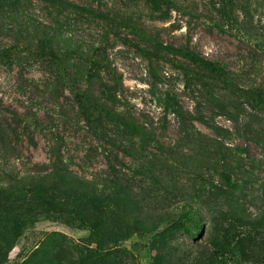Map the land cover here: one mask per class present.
I'll return each mask as SVG.
<instances>
[{
    "label": "rangeland",
    "instance_id": "obj_1",
    "mask_svg": "<svg viewBox=\"0 0 264 264\" xmlns=\"http://www.w3.org/2000/svg\"><path fill=\"white\" fill-rule=\"evenodd\" d=\"M173 1L164 17L147 0H0V121L17 132L0 160L1 181L15 184L0 197V264H264V148L252 139L257 130L264 142V106L208 92L181 53L220 60L264 90V0ZM48 52L89 98V117ZM100 105L132 115L164 146L184 136L177 107L208 136L228 129L227 144L251 156L242 209L221 216L217 175L168 171L155 144L145 150ZM179 147L187 160L202 156ZM184 201L201 207L196 239L178 220Z\"/></svg>",
    "mask_w": 264,
    "mask_h": 264
},
{
    "label": "trees",
    "instance_id": "obj_2",
    "mask_svg": "<svg viewBox=\"0 0 264 264\" xmlns=\"http://www.w3.org/2000/svg\"><path fill=\"white\" fill-rule=\"evenodd\" d=\"M153 7L162 11L163 16L166 17L169 15L171 9H177V5L173 0H147ZM233 0H221V4H224V7L228 5V3H232ZM220 3V1H219ZM226 3V4H225ZM231 10V9H230ZM183 55L192 60L196 66L198 67V71L195 72V77L198 82H200L202 88H206L208 92L213 89H217L219 91L225 92L233 97H244L247 100L257 102L260 105L264 106V90L260 87L254 86H243L236 78L235 72L227 67L225 63L220 60L210 59L202 55L198 52H192L189 50L181 51ZM50 58L54 62L57 67V71L60 73L61 80L64 84H66L73 94L77 97L79 104L81 105L84 112L89 117V109H87V101L89 98L85 94L84 91L79 89L76 82L67 72L65 68V64L61 57L56 54H52L48 52ZM5 57V54L0 53V59L2 60ZM97 66H99L98 62H96ZM109 91H108V90ZM106 92L114 99H116L115 92L113 91V87H106ZM91 100V99H90ZM94 101V100H92ZM245 108V107H242ZM106 115L111 116L112 119L121 122L122 125L127 129L128 134L132 139L139 138L145 146L146 145L155 144L156 149L160 151L161 160L166 163L168 168L170 163L173 165H184L183 168L187 171L188 174L194 175V177L204 176L208 171H212L221 181V187H217L221 191V200L223 204L221 205V209L219 210L221 216H228L230 213H236L237 210H241V192L243 191V186L239 183L241 180L239 175L243 172L242 169V161L243 155H247L250 158V154L248 153L247 148L245 147H237L235 149L231 148L227 144V138L231 135V132L228 129L224 128H215L214 133L215 136L211 137L205 134L204 132L198 130L196 126H190L188 122L192 118L190 112L183 111L181 107H177L173 110L175 116L178 118L179 129L180 132L184 133L182 137L179 139V143L173 147L170 145H161L157 140L150 137L146 127L140 124L132 115L123 114L120 112L112 111L109 108H106L100 105V113H104ZM237 112V111H236ZM232 116V114H229ZM103 118L105 116L103 115ZM196 119L201 121L202 123H208L204 116H196ZM99 121V120H98ZM255 137L252 139L263 146L264 142L259 137V132L254 130ZM117 134H121V131L118 130ZM118 139H115V142L118 143V147L123 149L124 151H128V147L125 146L124 140L121 136H118ZM17 138L16 129L12 126L5 127L4 124L0 121V160L6 159L9 155V150L12 148L13 140ZM113 142L112 139H109ZM32 143L34 142L33 138L31 139ZM187 143L194 145V150H198L199 153L203 156L196 155L191 160H187L182 153L179 152L181 149L179 144ZM136 149L134 146L131 148ZM138 152V151H137ZM205 155H204V154ZM179 154V157H176ZM202 158L208 160L207 164L200 162ZM190 161V162H188ZM191 163V164H190ZM206 163V162H205ZM170 165V167H172ZM173 168V167H172ZM169 171V168L167 169ZM66 176V174H63ZM0 177V194L5 190L12 188L15 184H8L7 182H2ZM16 180H13L12 183H15ZM34 181V180H33ZM22 182V181H21ZM35 195L34 193H32ZM2 194L0 195V197ZM4 205V200H1ZM5 206V205H4ZM96 206V205H94ZM93 206V207H94ZM98 208V209H97ZM96 213H101V209L96 206ZM102 216V215H101ZM178 220L182 223V225L186 228L189 235L196 239L199 237L201 232L204 229L202 223V211L200 209L194 207V204L190 201H184L180 205V215ZM100 253H103L100 251ZM101 255V254H100Z\"/></svg>",
    "mask_w": 264,
    "mask_h": 264
}]
</instances>
